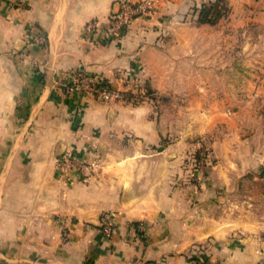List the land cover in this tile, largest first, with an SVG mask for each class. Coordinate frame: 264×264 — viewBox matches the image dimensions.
Returning a JSON list of instances; mask_svg holds the SVG:
<instances>
[{
	"label": "crops",
	"instance_id": "1",
	"mask_svg": "<svg viewBox=\"0 0 264 264\" xmlns=\"http://www.w3.org/2000/svg\"><path fill=\"white\" fill-rule=\"evenodd\" d=\"M119 1L0 0V264H195L196 244L214 264H255L264 246V202L254 203L264 201V31L248 24L264 25V0H224L214 23L195 14L207 0H155L152 15L106 37ZM90 19L100 24L93 35ZM77 69L130 95L102 101L70 90ZM142 83L161 93L253 90L230 107L226 94L209 108L203 94L162 97L170 126L168 106L156 109ZM172 130L176 141L160 143ZM198 136L210 138L213 162L204 172L207 154L199 157L196 183L183 174L184 143ZM67 151L102 165L63 175L55 164Z\"/></svg>",
	"mask_w": 264,
	"mask_h": 264
},
{
	"label": "rangeland",
	"instance_id": "2",
	"mask_svg": "<svg viewBox=\"0 0 264 264\" xmlns=\"http://www.w3.org/2000/svg\"><path fill=\"white\" fill-rule=\"evenodd\" d=\"M206 2H208V0ZM227 10L228 9L226 6L224 9H221L220 10L221 16L219 18L224 16L226 14ZM154 11H155V9L153 10V12ZM153 12L150 15H152ZM195 12H196L195 14H197V10H195ZM150 15H148V16H150ZM216 22H218V20ZM232 30L233 29L232 28L230 29V26H229V30L227 29V31H232ZM249 67H251V66H249ZM249 71H250V73H248V76H250V78L258 79L261 76L260 73L252 72L251 68L249 69ZM185 74L188 75L189 77L192 75V73H190V72L185 73ZM234 75L238 79L239 76L241 75V73L236 72V73H234ZM234 79H236V78H234ZM252 87L253 86L248 85L245 87H230V88L212 87V89H209V88L198 89V88H191V87L190 88H184V89L174 88V89H162L165 92L161 93V92H159L160 89H155L152 86H149L147 83H142L140 86V90H142V92H144L145 94H147L148 96L153 98V100L156 103L155 104L156 109H159V108L164 107V106H166V107L168 106L167 107V115H166L168 120H166V121H168L169 125L171 126V125L176 124V121H174L173 118L170 116L171 115V110H170L171 105H169V103H167V102L165 103V101L162 102L160 100V98H162V97H165V96L169 97V95H174L179 99H184V101L186 102L187 99H193L194 96L196 98L197 94L198 95L203 94L201 97L197 98V100L199 99V100L203 101V97H205L204 99H206V100H204V103H202V105L204 108H209L210 107V100H212L213 96H216V100H219L220 98L221 99L223 98L224 94H226V95H229V97H228L229 99H227L225 104H223V107H230V106L239 105L241 100L247 98L248 95L253 90ZM214 130H216V131L213 134L218 133V135H220L222 133V127L220 125H216ZM215 135H217V134H215ZM209 139H210L209 137L205 138L202 136H198V137H195L194 139H191V140L186 139V141L184 143L185 146H188V147L190 146V151L186 152V156H185L184 161H187V167H186V169H184L183 174L185 176H188L190 180L192 179L193 182L194 181L196 183L199 182L200 175L198 174V171L200 172V170H201L200 165L197 164V162H198L197 159L193 157L195 152H197V154L201 157L202 156L204 157L207 154V158H205V159H207L209 165L206 166L205 171H207L208 169L211 168L210 164L213 161H212V157H211L210 148L208 147L209 146L208 145ZM175 141H176V136L172 130L165 136V138L161 139L160 143H166V142L170 143V142H175ZM192 144L196 145L195 149L191 147ZM200 160H204V158L200 159ZM262 186L264 189V185H262ZM254 188H256V185L254 186ZM243 190L244 189L240 185L239 188L237 189V192L234 193V196H236V198H240L241 194L243 193ZM257 202L262 205L264 201L261 202V201H257V200L255 201L254 200V203H257ZM218 203H221V202H217V204ZM221 206H222V204H221ZM215 209H217L218 211L224 212L223 207H216ZM134 228L136 230V234H138V236L140 238H143L144 237L143 233L145 232L144 231V224L143 223H137V225H134ZM213 243H211V244H213ZM201 245L202 244H198V245L196 244V246L194 248L192 247L190 249V252L188 253V257L190 259H191V257H198L199 259H207L210 264H214L212 261L209 260V253H208V251H206L207 250L206 246H201ZM258 254H259V259L255 264H260L262 262V260L264 259V246L258 250ZM192 262L195 264L196 263L202 264L201 262L199 263V262L193 261V260H192Z\"/></svg>",
	"mask_w": 264,
	"mask_h": 264
},
{
	"label": "built area",
	"instance_id": "3",
	"mask_svg": "<svg viewBox=\"0 0 264 264\" xmlns=\"http://www.w3.org/2000/svg\"><path fill=\"white\" fill-rule=\"evenodd\" d=\"M156 7L155 0H120L108 21L103 27L106 37L115 36L123 30L134 19L150 15ZM100 24L97 19H90L85 24L88 35H93L99 30ZM74 83L69 87L70 90L78 91L80 94L97 98L102 101L121 100L124 95L122 92L113 89L105 82L99 81L84 69H77L74 73ZM102 165V159H84L71 152H63L56 158V170L68 176L71 172H77L84 176L96 171ZM101 230L106 236L112 233L110 216L104 214L101 217ZM260 264H264V259Z\"/></svg>",
	"mask_w": 264,
	"mask_h": 264
},
{
	"label": "trees",
	"instance_id": "4",
	"mask_svg": "<svg viewBox=\"0 0 264 264\" xmlns=\"http://www.w3.org/2000/svg\"><path fill=\"white\" fill-rule=\"evenodd\" d=\"M224 8V0H209L206 3H202L197 9V20L199 22L214 23L221 16L220 10ZM248 27L254 34L262 33L264 31V25L261 24L249 23ZM123 94L125 97L130 95L129 92H124ZM193 157L198 161L200 156L195 152ZM137 223L138 222H134L133 225H137ZM191 260L201 262L202 264H210L207 259H199L198 257H191Z\"/></svg>",
	"mask_w": 264,
	"mask_h": 264
}]
</instances>
